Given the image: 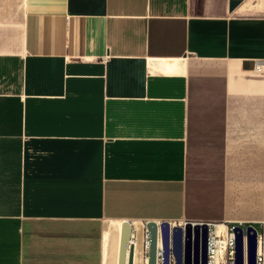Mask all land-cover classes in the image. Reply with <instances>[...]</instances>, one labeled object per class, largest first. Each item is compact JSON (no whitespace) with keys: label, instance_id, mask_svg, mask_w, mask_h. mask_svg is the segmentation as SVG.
Returning <instances> with one entry per match:
<instances>
[{"label":"crops","instance_id":"0c3cea01","mask_svg":"<svg viewBox=\"0 0 264 264\" xmlns=\"http://www.w3.org/2000/svg\"><path fill=\"white\" fill-rule=\"evenodd\" d=\"M230 1H21L0 32V264H118L126 221L127 264H149L148 222L254 218L227 193L264 190V0Z\"/></svg>","mask_w":264,"mask_h":264},{"label":"water","instance_id":"95a60500","mask_svg":"<svg viewBox=\"0 0 264 264\" xmlns=\"http://www.w3.org/2000/svg\"><path fill=\"white\" fill-rule=\"evenodd\" d=\"M242 0H231L230 9H236ZM151 234L149 264H157L159 238L163 244V264H208L209 222H187L183 225L172 226L169 221L160 224L152 221L147 223ZM235 260L234 264H257L259 249L258 230L253 224L246 227L238 224L234 227ZM132 234V224L123 223L119 264H127L128 247ZM247 245V262H246Z\"/></svg>","mask_w":264,"mask_h":264},{"label":"rangeland","instance_id":"374dc122","mask_svg":"<svg viewBox=\"0 0 264 264\" xmlns=\"http://www.w3.org/2000/svg\"><path fill=\"white\" fill-rule=\"evenodd\" d=\"M21 1L22 0H0V32L1 35L4 30L7 29L8 25H12L17 21L20 17L21 12ZM250 0H243V2H249ZM247 183L248 180L241 179V187L239 192L234 193H227L232 194L234 197H239L241 202H248V200H254L255 201V207L246 206V204L241 203V209L245 213V215L252 216L253 219L251 220H241L237 223L233 224H239V223H253L255 224L258 229L260 230V233L263 235L262 245H261V251L264 255V190L259 189L258 187H252L251 190L247 189ZM262 213V216L260 217L259 214ZM243 219V218H242ZM246 219V218H244ZM216 224V223H215ZM232 225V224H231ZM229 225V227H231ZM112 229V235H113V255L116 251V245H117V236H118V230ZM110 228V227H109ZM108 228V229H109ZM228 235V234H227ZM223 264H230V261L227 260Z\"/></svg>","mask_w":264,"mask_h":264},{"label":"built area","instance_id":"2783aa9c","mask_svg":"<svg viewBox=\"0 0 264 264\" xmlns=\"http://www.w3.org/2000/svg\"><path fill=\"white\" fill-rule=\"evenodd\" d=\"M160 224V223H159ZM186 224V223H185ZM240 225L246 227L249 225L248 223H239ZM253 224V223H251ZM172 226L174 224L171 223ZM238 225V224H236ZM236 225H233L231 227H228L227 229V240L225 243V255L224 259L225 261L229 260L230 264H234L235 260V233H234V227ZM257 230H258V236H259V249L257 253V264H264V255L261 251V245L263 240V235L260 233V230L258 227L253 224ZM184 226V225H183ZM209 240H208V264H215L216 257L218 255V236L216 235V224L215 223H209ZM147 242H146V251H150V240H151V234L149 230L147 231ZM133 241V233L131 234L130 242ZM129 242V243H130ZM162 255V249L160 250L158 248V259L157 263L159 264V257Z\"/></svg>","mask_w":264,"mask_h":264},{"label":"bare ground","instance_id":"6f19581e","mask_svg":"<svg viewBox=\"0 0 264 264\" xmlns=\"http://www.w3.org/2000/svg\"><path fill=\"white\" fill-rule=\"evenodd\" d=\"M221 224H216V235L218 236V255L215 260V264H223L224 263V255H225V243L227 240V226L224 225V229L222 230ZM123 227V223H122ZM122 227L121 230L119 231L118 235H120V245H121V232H122ZM163 247L162 241H159V247ZM150 245H151V240H150ZM162 249V248H161ZM246 262H247V245H246ZM119 251H120V246H119ZM118 264H119V259H118ZM247 264V263H246Z\"/></svg>","mask_w":264,"mask_h":264},{"label":"trees","instance_id":"16d2710c","mask_svg":"<svg viewBox=\"0 0 264 264\" xmlns=\"http://www.w3.org/2000/svg\"><path fill=\"white\" fill-rule=\"evenodd\" d=\"M233 225H236V224H232L231 226H233Z\"/></svg>","mask_w":264,"mask_h":264}]
</instances>
